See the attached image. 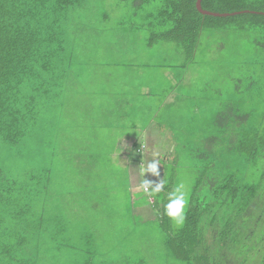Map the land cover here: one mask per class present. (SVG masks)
<instances>
[{"label":"rangeland","instance_id":"374dc122","mask_svg":"<svg viewBox=\"0 0 264 264\" xmlns=\"http://www.w3.org/2000/svg\"><path fill=\"white\" fill-rule=\"evenodd\" d=\"M80 1L64 55L82 77L76 74L59 94L63 111L52 138L57 146L50 151L29 142L26 157L16 160L4 151L3 166L26 180L50 162L54 182L63 180L55 195L48 187L31 202L42 211L40 230L55 248L53 262L43 264H183L164 245L161 212L151 207L146 189L161 190L164 167L167 178L172 174L165 184L185 198L184 215L207 164L221 178L225 171L242 183L249 178L264 186V160L251 166L248 156L228 151L233 140L248 137L250 126H264V34L206 29L186 65L179 44L150 42L152 16L161 9L155 0L142 6ZM153 163L156 179L148 170ZM133 173L143 177L136 186ZM215 175L202 177L201 200L220 183ZM173 194L166 192L169 201ZM183 225L184 216L182 223L173 218L174 228ZM258 232H264V222ZM219 248L211 249L216 261Z\"/></svg>","mask_w":264,"mask_h":264},{"label":"trees","instance_id":"16d2710c","mask_svg":"<svg viewBox=\"0 0 264 264\" xmlns=\"http://www.w3.org/2000/svg\"><path fill=\"white\" fill-rule=\"evenodd\" d=\"M124 1L142 6L147 0ZM155 1L161 9L152 16L154 32L150 42L159 39L179 44L186 53V65L194 61L206 29L233 28L264 34V0L202 1L204 10L228 14L226 17L200 13L197 0ZM80 3V0H0V264H43L44 260L51 263L55 257L52 252L55 248H49L51 240L41 231L42 211L31 202L48 187L55 195L63 180L54 182L50 162L47 168L30 172L26 180H20L3 166L1 157L7 151L13 160L25 158L24 147L29 142L55 150L57 145L52 138L57 133L58 113L63 111L58 109L63 105L59 94H64L76 74L82 77L64 55L68 26ZM215 141L213 138L209 143ZM233 142L228 151L248 156L251 166L264 160V126H250L248 137L243 133L239 141ZM202 168L180 229L173 227V218L166 211L170 203L166 192L173 194V190L165 182L172 174L168 178L163 176L158 192L153 185L147 188L152 196L151 207L158 214L161 212L160 228L166 249L183 264H262L264 252L259 246H264V232H258L264 222L261 180L246 178L242 183L239 176H229L225 171L221 178L217 168L210 170L214 169L212 164ZM211 173H216L215 179L219 177L220 183L210 186V193L201 200L198 195L202 193V177ZM45 179L50 182L48 185ZM250 243L256 246L251 247ZM218 246L221 248L216 261L211 249Z\"/></svg>","mask_w":264,"mask_h":264},{"label":"clouds","instance_id":"9594fccd","mask_svg":"<svg viewBox=\"0 0 264 264\" xmlns=\"http://www.w3.org/2000/svg\"><path fill=\"white\" fill-rule=\"evenodd\" d=\"M149 171H151L153 174L157 173V166L155 163L149 165ZM148 183V182H146ZM156 191H159V187H157ZM175 196L174 199L170 201V203L166 206L167 215L174 218L177 223H182L183 221V208L186 203L185 198L183 194H173Z\"/></svg>","mask_w":264,"mask_h":264},{"label":"crops","instance_id":"0c3cea01","mask_svg":"<svg viewBox=\"0 0 264 264\" xmlns=\"http://www.w3.org/2000/svg\"><path fill=\"white\" fill-rule=\"evenodd\" d=\"M167 144H169V143H167ZM135 145H136V144H134V146H135ZM136 150H137V149H136ZM128 153H129V152H128ZM128 153H127V154H128ZM140 163H142V162H140ZM139 166L141 167V166H143V165L141 164V165H139ZM140 167H135V172H138ZM147 168H148V167H147ZM163 169H164V167H163ZM148 170H149V169H148ZM157 170H158V167H157ZM135 172H134V173H135ZM163 172H164V170H163ZM134 173H133V175H132V184H131V186H132L133 184H135V186H136V182H137L139 179L143 178L142 175H140V174H137V177H136V175H134ZM157 173H158V171H157ZM149 175H151L152 177L155 176L154 179H156V178L158 177V174H153V173L151 174V173H150ZM163 176H164V173L162 174V179H161V180H163V178H164Z\"/></svg>","mask_w":264,"mask_h":264},{"label":"water","instance_id":"95a60500","mask_svg":"<svg viewBox=\"0 0 264 264\" xmlns=\"http://www.w3.org/2000/svg\"><path fill=\"white\" fill-rule=\"evenodd\" d=\"M202 1L203 0H197V9L200 13L204 14V15H210V16H215V17H226L228 16V14H220V13H214V12H210V11H206L203 9L202 7Z\"/></svg>","mask_w":264,"mask_h":264},{"label":"built area","instance_id":"2783aa9c","mask_svg":"<svg viewBox=\"0 0 264 264\" xmlns=\"http://www.w3.org/2000/svg\"><path fill=\"white\" fill-rule=\"evenodd\" d=\"M147 190V189H146Z\"/></svg>","mask_w":264,"mask_h":264}]
</instances>
